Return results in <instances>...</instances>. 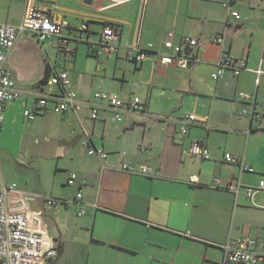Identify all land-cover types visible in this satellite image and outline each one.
<instances>
[{"label": "crops", "instance_id": "1", "mask_svg": "<svg viewBox=\"0 0 264 264\" xmlns=\"http://www.w3.org/2000/svg\"><path fill=\"white\" fill-rule=\"evenodd\" d=\"M42 1L72 27L87 21L99 31L109 23L120 34L117 53L73 42L74 59L62 63L54 39L38 41L27 33L7 57L18 97L5 106L0 141L26 129L18 156L27 155L37 168L35 194L26 183L18 186L3 167L0 173L5 182L38 197L35 208L43 211L59 246L50 264H222L224 244L246 236L263 240L264 192L250 199L243 190L236 195L216 188L214 181L245 186L264 181V120L250 116L251 98L264 104V0L234 2L238 21L221 0ZM28 3L0 0V22L19 23ZM169 30L176 34L175 43L183 35L203 41L187 69L160 62V54L167 52L161 39ZM217 36L221 43L214 41ZM146 43L153 45L146 58L130 60L128 55L137 53L134 45ZM222 56L243 58L246 67L236 76L225 67L213 79ZM46 67L49 75L67 70L84 107L41 113L28 121L23 113L33 111L35 97L46 89L45 82L37 84ZM97 90L119 94L125 103L122 121L113 120L104 102L96 119H90L87 102ZM134 96L145 103L143 111L127 106ZM188 113L196 121L180 134V118ZM30 138L44 145L31 151L26 146ZM193 140L209 148L210 158L186 153ZM85 142L103 147L108 158L89 156ZM225 152L243 158L254 172L226 162ZM125 160L151 167L152 175L120 171ZM50 168L55 170L51 178H43ZM71 172L76 177L69 186ZM190 176L197 182L188 183ZM77 193L81 200L75 199ZM44 197L69 201L49 207Z\"/></svg>", "mask_w": 264, "mask_h": 264}, {"label": "built area", "instance_id": "2", "mask_svg": "<svg viewBox=\"0 0 264 264\" xmlns=\"http://www.w3.org/2000/svg\"><path fill=\"white\" fill-rule=\"evenodd\" d=\"M23 19L17 24L0 22V128L4 119V110L7 102L18 97V91L15 87V78L13 71L6 66L7 57L10 51L15 47L17 40L23 35L30 33L38 41H55V46L60 55L62 63H68L74 59L75 47L73 42L87 43L92 50L105 53H117L119 49L118 40L120 34L116 26L105 24L99 31H94L90 23L83 21L79 26L72 27L61 17L52 14L51 6L42 0H28ZM237 0H221L222 7L228 10V15L238 21L241 15L232 4ZM175 32L169 30L165 32L161 39V45L167 50L160 54V62L163 64H174L180 68H188L195 60V53L203 44L200 37L183 35L176 43ZM221 37H215L214 41L221 43ZM137 53L129 54V59L137 62L146 58L149 51L153 49L152 43H146L145 46L135 44ZM189 49L186 53L185 49ZM225 67H230L236 76L241 69L246 67L245 59H228L222 56L218 61V69L211 73L213 79L222 76ZM261 72L260 69L256 73ZM46 89L41 91L35 97L33 111L25 109L24 117L28 121L34 120L37 114L41 113H59L68 111L80 112L84 104L77 95L76 89L72 86L67 70L61 68L54 71L47 79ZM55 88V89H53ZM243 100H249L248 94L239 92ZM104 102L112 110L114 121H122L121 109L125 103L117 93H107V91L97 90L93 94V99L87 102L90 109V119H96L100 103ZM129 105V106H128ZM129 108L141 112L145 109V103L138 96L127 104ZM251 119L264 120V104L257 103L251 98ZM247 109H242L244 115ZM194 113H188L180 118V134H186L188 127L196 121ZM88 146V143H84ZM209 148L200 140L191 141L186 153L191 156H197L202 159L210 158ZM89 156H95L100 160H106L109 153L103 147H87ZM223 159L231 164H238L246 172H254L252 165L246 163L243 158L232 155L230 152L223 154ZM118 169L129 173H136L145 176H151L153 170L146 165H132L128 161H122ZM0 173V264H50L59 254V246L56 238L49 234L46 226V218L41 209L32 208V202L38 197L28 194L16 188L15 183H7ZM76 174L71 172L66 177V184H74ZM195 176H190L188 183L197 182ZM216 188L226 189L229 192L238 194L243 190L251 199L258 191L264 192V181L260 180L256 186H245L240 181L219 184V180L214 181ZM76 200H81V194L77 193ZM69 199H60L44 197L43 202L49 207H53L60 202H66ZM82 210L79 211V214ZM224 258L222 264H264V239L253 236L241 237L223 245Z\"/></svg>", "mask_w": 264, "mask_h": 264}, {"label": "rangeland", "instance_id": "3", "mask_svg": "<svg viewBox=\"0 0 264 264\" xmlns=\"http://www.w3.org/2000/svg\"><path fill=\"white\" fill-rule=\"evenodd\" d=\"M25 131L26 129L15 135L11 133L9 137H3V139L0 141V168L2 169L3 167L4 170H6V172L10 174L11 177H13V181L18 183V186L22 187L26 183L27 190L30 191V193L35 194L32 191L36 188L35 186L38 185L37 168L35 167L34 163H28L29 157L27 155L26 158H21L18 156V154H20L19 151L24 144L23 140L25 137ZM42 144V142L36 144L34 143V139L30 138L26 146L29 150L30 146H32V151L34 150L36 145ZM48 145H46V147H49ZM54 172V168H50L48 172L46 171V169H44L43 178H51ZM37 202L38 201L32 202V208L35 209V207H37ZM53 223L54 222L48 224L50 230L54 227Z\"/></svg>", "mask_w": 264, "mask_h": 264}, {"label": "trees", "instance_id": "4", "mask_svg": "<svg viewBox=\"0 0 264 264\" xmlns=\"http://www.w3.org/2000/svg\"><path fill=\"white\" fill-rule=\"evenodd\" d=\"M48 78H49V69H48V67H46L45 75H43L42 79L37 84L39 85V83L47 82Z\"/></svg>", "mask_w": 264, "mask_h": 264}, {"label": "water", "instance_id": "5", "mask_svg": "<svg viewBox=\"0 0 264 264\" xmlns=\"http://www.w3.org/2000/svg\"><path fill=\"white\" fill-rule=\"evenodd\" d=\"M47 1H51V0H47ZM188 51H189V49H187V47H186L185 52L187 53Z\"/></svg>", "mask_w": 264, "mask_h": 264}]
</instances>
